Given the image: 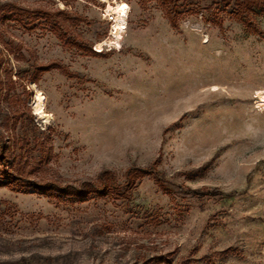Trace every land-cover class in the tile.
Returning a JSON list of instances; mask_svg holds the SVG:
<instances>
[{
  "label": "rangeland",
  "instance_id": "1",
  "mask_svg": "<svg viewBox=\"0 0 264 264\" xmlns=\"http://www.w3.org/2000/svg\"><path fill=\"white\" fill-rule=\"evenodd\" d=\"M193 1L171 29L154 0H0L9 164L71 186L153 165L168 188L144 178L81 200L0 188V264H264V16L243 17L252 34L232 3Z\"/></svg>",
  "mask_w": 264,
  "mask_h": 264
},
{
  "label": "trees",
  "instance_id": "2",
  "mask_svg": "<svg viewBox=\"0 0 264 264\" xmlns=\"http://www.w3.org/2000/svg\"><path fill=\"white\" fill-rule=\"evenodd\" d=\"M140 3H144V0H138ZM160 8L162 15L167 20L171 29H176L178 26V20L185 15L197 13L191 8L192 0H154ZM227 3H232L231 9L228 14L235 20L239 21L245 30L250 33H257L258 27L253 22L243 20L246 15L252 14L255 9L261 16H264V0H226ZM193 2H198L194 0ZM244 13V15L242 14ZM61 13H57L55 16L59 17ZM78 50L88 55L98 56L96 53L90 50V47L81 48L75 45ZM62 70L58 64H51L49 66H41L35 70V75L45 73L49 70ZM9 153L0 141V188H7L13 192L20 194H35L48 199L59 200L61 198L68 199H84L89 195L105 196L107 194H129L131 188H133L136 181H140L144 178H151L154 185L158 190L163 193L168 191L165 187V181L153 165L146 168L130 167L122 175V182H118L114 174L108 170L100 171L93 180L81 182L76 186L71 185H59L51 182H36L34 180L25 179L21 172L16 171L14 165L9 164ZM45 160L42 164H45ZM194 197H203L206 195H214L215 192H198L195 190H189ZM18 264V263H17Z\"/></svg>",
  "mask_w": 264,
  "mask_h": 264
},
{
  "label": "built area",
  "instance_id": "3",
  "mask_svg": "<svg viewBox=\"0 0 264 264\" xmlns=\"http://www.w3.org/2000/svg\"><path fill=\"white\" fill-rule=\"evenodd\" d=\"M100 13H101L102 19L105 20L106 22H108V23H115L116 22L117 16L115 13L105 11V10H102Z\"/></svg>",
  "mask_w": 264,
  "mask_h": 264
},
{
  "label": "bare ground",
  "instance_id": "4",
  "mask_svg": "<svg viewBox=\"0 0 264 264\" xmlns=\"http://www.w3.org/2000/svg\"><path fill=\"white\" fill-rule=\"evenodd\" d=\"M35 101H36L35 102V109H36V111L38 113H42L43 112L42 111L43 105H42V98H41V96L40 95H36V100Z\"/></svg>",
  "mask_w": 264,
  "mask_h": 264
},
{
  "label": "snow or ice",
  "instance_id": "5",
  "mask_svg": "<svg viewBox=\"0 0 264 264\" xmlns=\"http://www.w3.org/2000/svg\"><path fill=\"white\" fill-rule=\"evenodd\" d=\"M126 7V6H125Z\"/></svg>",
  "mask_w": 264,
  "mask_h": 264
}]
</instances>
